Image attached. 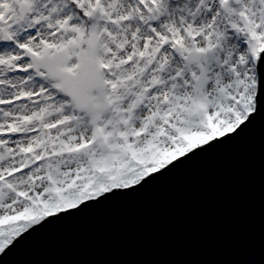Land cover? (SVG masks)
Instances as JSON below:
<instances>
[{
    "label": "snow or ice",
    "instance_id": "1",
    "mask_svg": "<svg viewBox=\"0 0 264 264\" xmlns=\"http://www.w3.org/2000/svg\"><path fill=\"white\" fill-rule=\"evenodd\" d=\"M262 83L264 0H0V256L239 135Z\"/></svg>",
    "mask_w": 264,
    "mask_h": 264
},
{
    "label": "water",
    "instance_id": "2",
    "mask_svg": "<svg viewBox=\"0 0 264 264\" xmlns=\"http://www.w3.org/2000/svg\"><path fill=\"white\" fill-rule=\"evenodd\" d=\"M249 121L143 189L34 233L0 264H264V83Z\"/></svg>",
    "mask_w": 264,
    "mask_h": 264
}]
</instances>
